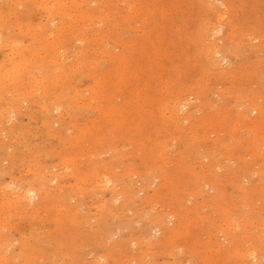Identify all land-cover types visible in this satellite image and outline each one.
Wrapping results in <instances>:
<instances>
[{
    "label": "rangeland",
    "instance_id": "374dc122",
    "mask_svg": "<svg viewBox=\"0 0 264 264\" xmlns=\"http://www.w3.org/2000/svg\"><path fill=\"white\" fill-rule=\"evenodd\" d=\"M0 264H264V0H0Z\"/></svg>",
    "mask_w": 264,
    "mask_h": 264
}]
</instances>
